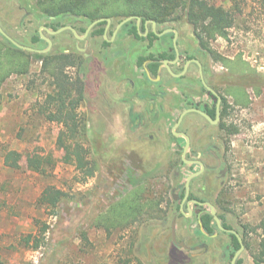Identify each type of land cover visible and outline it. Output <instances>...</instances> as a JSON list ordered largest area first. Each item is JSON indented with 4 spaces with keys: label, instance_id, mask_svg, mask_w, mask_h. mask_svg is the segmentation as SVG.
Here are the masks:
<instances>
[{
    "label": "rangeland",
    "instance_id": "374dc122",
    "mask_svg": "<svg viewBox=\"0 0 264 264\" xmlns=\"http://www.w3.org/2000/svg\"><path fill=\"white\" fill-rule=\"evenodd\" d=\"M207 1L230 11L234 16L233 26L227 30L226 36L209 41L210 50L227 60L241 58L256 71L258 77L255 85L260 86V94L257 95L252 85H245L251 103L247 108L235 107L226 117V124L233 125L237 132L227 135L226 131L223 166L219 172L210 170L208 175L207 190L210 200L214 201L212 204L225 216L226 223L241 233L243 226L255 227L264 216V0ZM23 8L32 15L26 16ZM44 22L46 18L41 17L35 0H0V25L19 44L46 49L44 41L31 43ZM62 23L74 27L75 24L77 27L84 24L80 19H64ZM176 24L173 25L178 32L179 51L202 58L214 73L224 78L219 87L226 96L231 76L221 63L213 61L200 48L190 26L182 21ZM107 39H110L109 35ZM114 40L122 45L115 43L107 47L100 35L92 34L79 41L65 30L51 40L52 46L47 52L73 54L81 63L80 77L86 84L87 93L77 112L87 118L89 128L94 117L105 121L108 119L106 113L90 111L106 98L104 91L106 93L109 89L105 74L109 62L106 58L112 49L122 47L120 50L125 51L132 64L133 58L138 56L158 55L167 51L172 35L152 39L154 43L148 46L147 41L135 39L129 27L124 25ZM77 47L85 51L78 52ZM35 54L29 72L23 76H11L1 89L0 264H230V240L220 230H214L218 234L215 239L205 241L207 249L201 256L190 257L186 251L176 249L170 240V221L176 212L171 207H162L164 213L158 215L154 212L146 215L125 231L107 234L103 229L90 225L89 220L93 216L114 201L118 193L126 190L127 178L113 177L108 169L109 161L101 163L100 172L94 177L83 181L82 173L74 165L63 162L64 150L56 145L63 127L47 121L40 113L39 107L49 88L47 75L40 73L42 54ZM119 54L115 56H121ZM77 71V68L68 70L73 74ZM179 83L185 84L184 81ZM226 98L229 103L232 102L230 97ZM105 131L107 134L111 130ZM114 132L123 135L121 128L114 129ZM132 141L130 139L127 144ZM82 143L85 148H92L90 133L82 139ZM7 150H15L22 155H52L56 162L44 176L28 171L25 166L12 170L4 165L3 154ZM96 150L100 153L105 151H101L98 145ZM139 151L143 152L144 149L140 148ZM210 163L214 165V162ZM178 164V160L175 161V165ZM146 178L154 190H158L161 184L169 188L172 186L171 173L163 169L154 171ZM142 179L138 177L136 181ZM201 180L205 179L199 182ZM49 186L66 193L65 202L55 212L36 204L43 189ZM36 221H39L38 225ZM44 224L47 226L45 232L38 234ZM185 224L192 230L196 229L195 220L180 217L177 228L179 242L184 239ZM28 234L37 238V249L20 244L21 238ZM247 240L251 245L248 249L244 248L239 258L242 264H253L251 251L257 244L258 236L252 232ZM186 244L193 243L189 239ZM29 246H34V241Z\"/></svg>",
    "mask_w": 264,
    "mask_h": 264
},
{
    "label": "flooded vegetation",
    "instance_id": "af4514ba",
    "mask_svg": "<svg viewBox=\"0 0 264 264\" xmlns=\"http://www.w3.org/2000/svg\"><path fill=\"white\" fill-rule=\"evenodd\" d=\"M24 11L26 16L32 15L25 9ZM110 20L111 22L106 31V35H109L110 39L106 40V45L109 47L116 43L120 46L122 43L112 40L113 33L119 22L115 24V21ZM103 22H105L103 25L104 30L100 36L104 40L107 22ZM145 23L140 36L144 38V41L148 42V46H152L151 44L154 42L149 40V38H152L149 36L150 32H153L152 25L147 23L146 27ZM113 25L114 28L112 29ZM64 26L65 24L61 27ZM41 27H46L51 31L61 28L50 29L49 18H46V22L39 29ZM71 27L79 34L83 35L85 32H82L81 26L77 27L76 24L75 27ZM120 29L115 37L119 34ZM168 29L176 30V26L156 25V33H162ZM92 30L89 32V36ZM68 31L71 32L70 30ZM37 33L39 34V30ZM43 33L50 40L57 35H49L44 30ZM168 35H172V41L167 46V51L160 52L158 55L138 56L135 59L133 58L134 63L132 64L129 62L130 57L125 56V51L120 50L122 47H116L118 50L112 49L110 56L106 58L109 62L105 73L106 83L109 87L106 93L104 91L106 98L102 104L94 105L93 111H90V113H106L108 119L105 121L94 117L90 128L111 130L107 134L105 131L104 135H102L103 138L97 137L95 141L97 144L99 143L98 141H101L102 144L105 143V145L100 147V150H105L109 156L110 166L108 169H110L111 175L113 177L124 176L127 178L125 182L126 191L131 190L134 185L132 182L137 184L148 182L152 188L153 185L146 177L154 171L163 169L171 173L172 186L170 188L161 184L159 189L156 188L158 190H154V188L152 190L156 191L155 193L159 196L160 194L166 195L165 200L160 203V207L176 209L169 228L172 245L178 250L186 251L190 257H198L203 255L207 249L205 241L215 239L218 235L215 231L209 234L203 228L202 217L210 214L209 207L204 204H212L207 190L208 175L210 170L214 172L221 170L226 155V130L224 128L226 121L224 115L225 95L219 87L223 78L214 73L206 61L198 56H191L179 51V57L177 58L173 47V32L169 31L160 36L156 35V37L158 39ZM84 51L78 50V52L82 53ZM117 53H120L119 55L121 56H115ZM163 55L164 57H162ZM84 58L90 59V57ZM140 59H142L141 65L138 64ZM196 61L199 62L200 66ZM154 66H156V73L152 74L150 69H154ZM74 68L76 69V67ZM200 71L204 82L215 94L203 85ZM179 81H184L185 84H181ZM191 109L199 112H187L175 128L181 114ZM200 112L205 113L209 119ZM116 128L123 129L122 136L115 134L114 129ZM174 128L175 130H173ZM174 132L178 133V135H175ZM181 134L187 136L189 140L186 153H184V149L187 142ZM130 139L133 140L132 143L127 144ZM140 148H143L144 151L140 152ZM95 152H97L96 148ZM177 160L179 164L175 165ZM184 160L187 163L183 162ZM198 162L203 165L202 172L190 181L189 193L185 198L187 177L201 169ZM210 162H214V165ZM214 172L213 174H215ZM186 173L188 175H186L184 180H181V177ZM136 177H142L143 179L136 181ZM200 179L205 180L199 182ZM192 201H197V203ZM212 205L214 206V204ZM181 209L185 214L181 212ZM189 209L191 212H189ZM215 211L217 215L220 214L216 208ZM180 217L195 220L196 229L192 230L185 224L183 228L185 236L183 241L179 242L177 241V228ZM173 223L174 240L171 231ZM213 224L216 225L214 219ZM225 229L236 231L243 241V237L237 229L233 227ZM220 232L226 235L232 234L221 230ZM189 239L193 244H186ZM229 240L231 241L230 237Z\"/></svg>",
    "mask_w": 264,
    "mask_h": 264
},
{
    "label": "trees",
    "instance_id": "16d2710c",
    "mask_svg": "<svg viewBox=\"0 0 264 264\" xmlns=\"http://www.w3.org/2000/svg\"><path fill=\"white\" fill-rule=\"evenodd\" d=\"M35 5L42 17L50 19L49 28L52 30L63 26L64 19L83 21L82 32L91 22L100 18H109L120 22L127 17L137 16L141 19L140 32H143V25L146 21H154L157 26L173 25L182 21L190 26L200 48L213 61L221 63L231 76L233 84L229 82L226 96L230 97L232 102L229 103L225 96V118L235 107L247 108L251 103L245 85H252L255 93L260 94V86L255 85L258 75L254 69L241 58L227 60L220 55H215L210 50L209 41L218 36L225 37L227 30L233 26L234 16L230 11L211 4L207 0H35ZM55 24L57 25L55 26ZM104 24L105 22L98 23L91 34L102 35ZM125 27H129V32L135 39L144 40L138 33L135 20L126 23ZM149 36L152 37L149 38L150 41L157 38L153 32H150ZM0 38L1 97V89L6 81L11 76L26 75L32 64V56L36 54L18 49L1 35ZM42 41L38 33L31 39L33 44ZM103 43L106 45L107 41L103 40ZM141 61L142 59L138 62L139 65H141ZM80 64L73 54H42L40 73L47 75L49 91L39 108L40 113L47 121L62 125L63 128L57 136L56 145L64 150L63 162L74 165L82 173V180L86 181L100 172L101 163H109L110 160L105 151L103 153L95 152L97 145L100 147L105 145L104 141V144L101 141H98L97 144L95 141L97 137H103L104 129L89 128L87 118L77 112V109L86 100L87 93L86 84L80 77ZM74 67L78 69L76 74L68 72ZM155 67L150 69V73H156ZM221 81L223 83L224 78ZM224 128L227 135L237 132L233 125H227L226 122ZM88 133L91 136L92 148H85L82 143V139L88 137ZM3 161L4 165L12 170H20L22 166H25L28 171L41 176H44L47 170L52 169L56 162L52 155L40 156L32 153L22 155L15 150L5 151ZM132 183L134 185L131 190L118 193L114 201L89 220L92 227L103 229L107 234H111L114 231H125L131 228L152 212L157 215L164 213L160 203L165 200L166 195H157L148 182ZM65 198L66 193L49 186L43 189L36 204L38 207L55 212L65 202ZM210 201L214 203V201ZM218 217L222 221V226L230 229V226L226 224L225 216L218 214ZM202 221L203 228L209 234L218 230L213 224V217L210 214L204 215ZM38 222L36 221L37 225ZM43 227L38 234L45 232L47 226L45 227L44 224ZM252 232L258 236L257 244L251 251L252 262L253 264H264V216L255 227L243 226L241 235L245 249L251 245L248 243L247 236ZM228 237L231 238L228 256L232 259L235 251L239 248V242L232 234H229ZM84 239L86 240L85 236ZM31 241H34V246H29ZM20 244L26 248H38L37 238L32 234L23 236ZM236 264H242L241 258L237 259Z\"/></svg>",
    "mask_w": 264,
    "mask_h": 264
},
{
    "label": "water",
    "instance_id": "95a60500",
    "mask_svg": "<svg viewBox=\"0 0 264 264\" xmlns=\"http://www.w3.org/2000/svg\"><path fill=\"white\" fill-rule=\"evenodd\" d=\"M132 20H135V21H136V22H135V23H136V28H137V30H138L139 35H141V32L139 31L140 24H141V19H140L139 17H137V16H130V17H127V18L121 20V21L117 24V26H116V28H115V31H114V33H113V36H112V40L114 39V37H115L117 31H118L123 25H125L126 23H128V22H130V21H132ZM103 21H106V22H107L106 29H105V35H104V40H107L106 31H107V29H108V27H109V24H110V22H111V20H110L109 18H106V19H105V18H100V19L94 20L93 22H91V23L89 24V26L86 28V30H85V32H84V34H83L82 36H80V35L76 32V30H75L73 27H71V26H64V27H61V28H59V29H57V30H55V31H51V30L47 29L46 27H41V28L39 29V35H40V38H41L42 40H44V41L47 43V48H46V49H42V50H41V49H35V48L29 47V46H25V45L19 44L18 42H16L15 40H13V39H12V38H11V37H10V36H9V35H8L3 29H2L1 25H0V35H2L5 39H7L12 45H14L15 47H17L18 49L25 50V51L32 52V53L45 54V53H47V52L50 51L51 46H52V41H51L46 35H44V34L42 33V30H44V31H45L47 34H49V35H56V34H59V33L63 32V31H65V30H70V31L72 32V34L74 35V37H75L77 40L82 41V40H84V39L87 37V35L89 34V32L92 30V28H93L94 26H96L98 23L103 22ZM147 23H151V25H152V31H153V33L156 34L157 36H160L161 34L166 33V32H169V31H172V32H173V34H174V36H173V47H174V49H175V53H176V56H177V58H178V57H179V50H178V47H177V36H178V32H177V30H175V29H173V30H169V29H168V30H165V31L162 32V33H156V23H155L154 21H147V22L145 23V26H146V27H147ZM77 49H78L79 51H84V50H85V49H81V48H79V47H78ZM196 62H197V61H196ZM197 64L200 66L199 62H197ZM166 66H167V65H166ZM186 67H187V66H186ZM186 67H185V69H186ZM167 68H169V67H167ZM170 72H171V71H170ZM172 74H173V73H172ZM173 75H174V74H173ZM175 76H180V75H175ZM200 76H201V80H202L203 85H204L209 91H211L213 94H215V92H214L210 87H208V86L206 85V83L204 82V80H203V76H202V72H201V71H200ZM190 111H196V112H199V111H197V110H195V109L186 110V111L183 112V113L181 114V116L179 117L178 123H177V125L175 126V128L179 125V123L181 122L183 116H184L187 112H190ZM200 113H202L205 117H207V118L209 119V117H208L205 113H203V112H200ZM175 128H174L173 130H175ZM174 134H175V135H178V133H176V132H174ZM181 135L186 139V142H187V143H186V146H185V149H184V153H186V151H187V149H188L189 140H188V137H187V136H185V135H183V134H181ZM183 162L187 163L186 160H184ZM198 164L201 166V169H200L199 171H197V172H194V173L190 174V175L187 177V180H186V183H185V188H186V196H185V198L188 196V193H189V184H190V181H191L194 177L198 176V175L202 172L203 165H202L200 162H198ZM192 202L197 203V201H192ZM204 205H206V206L209 207V213H210L211 216L213 217V219H214V221H215V223H216V225H217V228H218L219 230H221V231H225V232L232 233V234L237 238V240H238V242H239V248L235 251V253H234V255H233L232 259H231V262H230V264H236L237 259L239 258V256L241 255V253L243 252V250H244V248H245L244 243H243V241H242V238L239 236V234H238L236 231H234V230H227V229H225V228L222 226L221 221H220L218 215L216 214L215 208H214V206H213L212 204H210V203H205ZM181 212H182L183 214H185V213L183 212L182 209H181ZM189 212H191L190 209H189ZM171 231H172V238H173V240H174V239H175L174 223H173L172 226H171Z\"/></svg>",
    "mask_w": 264,
    "mask_h": 264
}]
</instances>
